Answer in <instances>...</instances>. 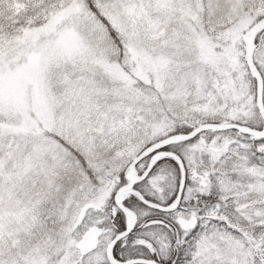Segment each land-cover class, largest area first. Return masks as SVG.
<instances>
[{
	"label": "snow or ice",
	"instance_id": "1",
	"mask_svg": "<svg viewBox=\"0 0 264 264\" xmlns=\"http://www.w3.org/2000/svg\"><path fill=\"white\" fill-rule=\"evenodd\" d=\"M0 264H264V0H0Z\"/></svg>",
	"mask_w": 264,
	"mask_h": 264
}]
</instances>
